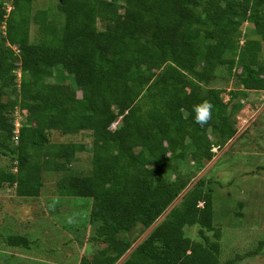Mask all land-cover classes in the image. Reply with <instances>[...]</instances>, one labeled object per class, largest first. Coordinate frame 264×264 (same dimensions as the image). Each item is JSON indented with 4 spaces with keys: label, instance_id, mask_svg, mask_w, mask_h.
Wrapping results in <instances>:
<instances>
[{
    "label": "trees",
    "instance_id": "trees-1",
    "mask_svg": "<svg viewBox=\"0 0 264 264\" xmlns=\"http://www.w3.org/2000/svg\"><path fill=\"white\" fill-rule=\"evenodd\" d=\"M11 2L9 13L0 2V154L14 167L0 166V191L7 185L20 198L39 197L42 172L66 169L83 147L59 143L48 154L52 133L89 131L90 171L60 183L62 196L92 199L89 240L104 245L79 264H234L221 263L213 190L202 179L158 220L189 186L194 173L184 168H204L237 133L243 104L227 114L228 103L264 90V0H58L57 12L43 9L33 20V0ZM244 23L261 38L241 42ZM236 66L244 89L227 103L211 84L221 67ZM55 69L81 97L49 80ZM204 101L211 119L201 126L192 107ZM17 107L28 110L18 133L10 116ZM195 226L199 240L185 230ZM5 239L32 246L21 234Z\"/></svg>",
    "mask_w": 264,
    "mask_h": 264
},
{
    "label": "rangeland",
    "instance_id": "rangeland-1",
    "mask_svg": "<svg viewBox=\"0 0 264 264\" xmlns=\"http://www.w3.org/2000/svg\"><path fill=\"white\" fill-rule=\"evenodd\" d=\"M4 1L9 13L13 9V3L11 0ZM57 4L58 0H33L32 20L43 9L52 8L53 12H57ZM19 12L18 9L17 18ZM37 29L33 22V40ZM241 29V42L247 38H261L254 32L253 24L244 23ZM5 32L4 22L0 26V42L4 41ZM262 44L258 62L264 65V41ZM13 48L19 52L18 46ZM2 53L0 48V57H3ZM241 71L242 68L237 66L232 73L221 67L219 77L211 84L223 88L222 96L227 103L232 91L244 89L241 77L238 76ZM16 73L18 89L23 90L21 71L16 70ZM49 80L60 82L68 90H76L74 94H70L73 97L76 94L78 97L82 96V92L76 89L74 80L71 81L66 73L55 69V75ZM247 91L246 97L240 94L227 105L226 113L229 114L234 104L239 101L243 104L236 115L238 131L235 136L223 147L214 148L215 156L212 160L205 161L204 168H184L185 171L191 169L194 173L190 177L191 182L158 220H163L193 185L202 179L203 187L213 190V219L214 226L221 235V263L234 259V264H264V90L253 87ZM27 114L28 110L17 107L10 116L14 117L16 123L23 124ZM119 122L121 121L117 120L113 128L117 127ZM50 140L45 148L48 154L59 143H74L83 147L66 169L42 172L43 186L39 197L20 198L16 195L15 187L7 185L0 191V264H79L83 256L92 258L93 254L104 246L89 240L96 227L94 224L91 228L87 221L92 199L62 196L60 188V183L63 180L68 181L70 176L83 175L90 171L92 135L89 131L78 134L54 132ZM0 166L14 167L12 156L0 154ZM151 229L142 235L140 241ZM185 230L187 235L199 240L198 226L186 227ZM207 233L211 236L214 234ZM14 234L32 239L31 248L9 247L4 243L5 237Z\"/></svg>",
    "mask_w": 264,
    "mask_h": 264
},
{
    "label": "clouds",
    "instance_id": "clouds-1",
    "mask_svg": "<svg viewBox=\"0 0 264 264\" xmlns=\"http://www.w3.org/2000/svg\"><path fill=\"white\" fill-rule=\"evenodd\" d=\"M211 109L212 105L207 101L193 105L192 112L194 121L201 126L206 125L211 119Z\"/></svg>",
    "mask_w": 264,
    "mask_h": 264
},
{
    "label": "built area",
    "instance_id": "built-area-1",
    "mask_svg": "<svg viewBox=\"0 0 264 264\" xmlns=\"http://www.w3.org/2000/svg\"><path fill=\"white\" fill-rule=\"evenodd\" d=\"M19 127H20V124L19 123H16V132L18 133L19 131Z\"/></svg>",
    "mask_w": 264,
    "mask_h": 264
},
{
    "label": "crops",
    "instance_id": "crops-1",
    "mask_svg": "<svg viewBox=\"0 0 264 264\" xmlns=\"http://www.w3.org/2000/svg\"><path fill=\"white\" fill-rule=\"evenodd\" d=\"M6 238V237H5ZM4 238V243H6V239ZM4 245V244H3ZM8 245V244H7ZM9 247H11V245H8ZM12 247H18V246H12ZM26 249H29V248H26ZM32 251V249H31Z\"/></svg>",
    "mask_w": 264,
    "mask_h": 264
}]
</instances>
